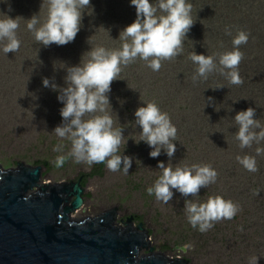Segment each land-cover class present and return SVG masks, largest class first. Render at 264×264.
<instances>
[{"label": "rangeland", "instance_id": "obj_1", "mask_svg": "<svg viewBox=\"0 0 264 264\" xmlns=\"http://www.w3.org/2000/svg\"><path fill=\"white\" fill-rule=\"evenodd\" d=\"M21 1L28 9H35L34 4L31 5L28 0ZM96 2L97 0L91 2L95 10H97ZM235 2L236 0H217L213 3V14L205 11V17L211 19L215 17L214 15H217L226 18V20L227 17H231L232 20L242 25L244 18L249 13ZM16 4L19 5L18 0H8L7 3H5V0H0V13L2 16L3 14L10 15L9 5L13 10V6ZM27 4L29 5L27 6ZM16 10L18 9L16 8ZM109 16L107 18L112 19V15ZM95 19L99 21L100 18L95 17ZM21 20L22 18H19V21ZM250 23L254 22L250 19L248 24ZM26 24L27 22L23 21L21 31L17 33V37L21 42L17 52L5 54L2 51L3 46L0 45V165L4 169L16 168L18 163L34 167L41 166L43 168L41 184L76 181L81 174L91 173L96 163L91 166L86 163H76L72 157L67 155L71 149L70 142L61 140L53 132L54 128L62 123L60 109L63 104L57 99L58 92L51 90V88H45L42 84L43 78H49L50 81L54 78L57 85L66 86L64 83L66 71L62 67L64 62L58 61L56 58L58 56L52 55L54 52L50 46L39 45L32 33L27 30ZM87 25H92V22L89 20ZM118 26L119 24L116 23L113 27H109L106 36L114 34ZM252 27L256 30V33L259 32L256 25ZM234 34L231 33V37ZM249 38L250 35H248ZM217 40V38H201L199 42L202 44L214 43ZM250 42L248 40L243 46L249 49ZM250 51L252 54L248 53V56L244 57L243 64H239L237 69L238 72L243 74V79L245 77L257 79L261 75L264 76V61L261 60L264 57V41L258 49ZM85 52L80 54L81 57ZM87 58V55H85L83 60H87ZM179 61L180 70L186 72V74V66L196 71L197 65L186 64L185 56L181 57ZM64 64L73 63L65 62ZM172 64V62L164 63L159 71H153L147 67L145 73L141 72L140 68L135 67V75L137 76L133 87H136L137 84L148 87L156 80L158 75L163 77L165 83H170L176 74L178 83L175 90L165 87L166 91L161 95L162 102L168 104L167 106L164 103L161 104V112H165L169 116L172 115L171 122L177 128V136L174 141L177 150L174 156L169 161V157L162 150L159 157L151 158L149 152L152 149L143 141L138 144L135 142L140 139L139 132L142 131L138 125H135L134 113L136 107L121 103L115 104L117 102L116 92H114V95L109 93L113 111L111 113L109 109V113L114 120V128L123 127L125 141L121 143L117 154L131 157L132 166L129 173L125 174L122 169L112 172L105 165L100 175L90 178L85 187L84 206L81 211L73 215L74 219L80 221L94 218L106 211L117 209L116 218L119 224H122L123 221L126 222L130 217H134L135 226L139 223L143 224L144 229L150 235V243L155 253H161L169 258L181 257L186 259L188 264H252L253 257H258L257 264H264V235H261L263 219L259 218L258 215L256 218H252L253 223L247 225V227L240 226L239 222L233 224L235 230L238 228L239 231L233 233L234 228L231 229L230 238L228 236L224 239L221 234L217 237L216 233H211L210 237H202L198 228L194 229L187 220L184 210L185 197L173 190V199L165 204L163 201L157 200L154 194L149 195L147 192V188L153 186L161 174V170L157 167L159 161H163L165 166L168 165L172 168L193 164L202 165L210 161V165L215 168L214 159L216 160L217 153L225 155L227 149L235 148L233 139H220L219 142L223 152L218 151L216 153L209 145L212 142L202 138V134L211 130L215 123L212 116H219L217 114L219 108L213 109L208 97H212L214 100L216 94L220 95L223 92L226 95L230 91H232L233 96L238 89L250 87L254 80L245 86L231 87V85L227 86L222 83V80H226V78L221 76L219 71H214L212 78L215 85H205L203 80L202 82L188 83L187 78H182L177 67L172 69ZM248 66H252V68ZM127 70L131 72V69ZM257 70L259 74L257 73V76L254 77L252 74ZM256 83L260 86L261 84L264 85V81L261 80H257ZM218 85L224 87L214 90ZM123 87L127 88L126 86ZM127 94H132V92L123 93L122 97ZM249 102L250 99H246L243 104L247 107ZM250 105H253V101L250 102ZM225 109L221 108L220 115L225 113ZM203 119H206V121ZM207 119L211 124L207 122ZM226 122L227 119L223 118L217 130L223 131L222 134L225 136H230L232 127L227 125ZM206 138L217 140L213 135ZM61 144L63 145L61 151H53L54 147ZM252 152L254 151L250 148L245 153L251 154ZM236 154L225 158L229 167L232 168V172L233 169L238 170L233 165ZM58 156L65 157L63 164L59 166L55 163ZM259 159L264 161V155H260ZM44 161H47L49 166L44 165L42 163ZM224 164L226 163L224 162ZM226 180L222 176L221 181L226 183ZM215 186L213 184L209 189L210 193L213 194L211 197H216L219 194L216 190L218 187ZM222 187L225 190L224 185ZM201 196L199 192L198 196L194 198L199 199L201 203ZM232 202L239 209L237 211L239 221L243 220L241 217L243 212L253 207L252 202L247 198L234 196ZM220 223L215 222L211 229L214 228L217 231V226H220ZM258 230L260 232L257 239L252 244L248 234ZM244 238L247 240L245 241ZM181 247L186 249L185 252L177 249ZM148 253L149 250L142 249L140 256H145Z\"/></svg>", "mask_w": 264, "mask_h": 264}, {"label": "clouds", "instance_id": "obj_2", "mask_svg": "<svg viewBox=\"0 0 264 264\" xmlns=\"http://www.w3.org/2000/svg\"><path fill=\"white\" fill-rule=\"evenodd\" d=\"M131 5L135 7L136 19L120 31L122 45L119 49L91 47L82 55L78 65L67 66L62 63L66 71L64 87L57 85L54 78L52 81L49 78L42 80L45 88L59 93L57 99L63 104L60 109L62 123L53 132L61 140L70 142L71 149L67 155L76 163L89 166L106 162L108 170L116 172L122 169L125 174L129 173L132 158L117 154L121 143L125 141L123 127L114 128V120L109 113V109L113 113L108 95L111 84L119 79L123 67L137 59L144 61L153 71H159L162 61L181 55L184 40L195 23L191 17L193 6L187 0H131ZM44 7L47 8L44 17L40 16L39 11L30 19H25L27 30L44 47L73 42L81 30L82 14L86 9H91L90 0H42L40 9ZM8 10L12 11L10 5ZM3 16L0 18V45L5 54L15 53L21 43L17 37L20 27L17 18L21 17L13 19L7 14ZM226 34L231 33L226 30ZM247 41L248 34L238 32L232 41L234 50L219 54L218 64L212 56L191 53L189 58L198 66L193 81L198 78L207 79L209 73L219 71L229 83L242 84L243 80L237 71L243 58L239 46ZM85 55L87 60H83ZM222 87L218 85L214 90ZM208 100L211 102L213 98L208 97ZM134 116L135 125L142 129L139 132L140 139L135 142H145L152 149L149 152L151 158L159 157L163 150L170 161L177 150L174 143L177 128L168 114L161 112L154 102H149L146 106L138 107ZM255 116L256 109L253 107L236 113L234 121L238 130L234 138L241 150L257 145L255 154L260 156L264 155V147L259 146L264 142V125ZM62 148V144L57 145L53 151L58 152ZM64 160V156H58L55 163L59 166ZM236 160L249 172L259 170L255 156L238 155ZM157 167L161 174L153 186L147 188L148 194H154L157 200L167 204L173 199V190L180 193L186 198L184 210L194 229L198 228L204 233L215 222L230 220L236 215L237 206L220 196L209 197L204 203L187 199L189 196H198L201 188H207L215 182L218 174L210 165L193 164L172 168L159 161ZM257 262L258 257H253L252 264Z\"/></svg>", "mask_w": 264, "mask_h": 264}, {"label": "trees", "instance_id": "obj_3", "mask_svg": "<svg viewBox=\"0 0 264 264\" xmlns=\"http://www.w3.org/2000/svg\"><path fill=\"white\" fill-rule=\"evenodd\" d=\"M31 5L32 3L35 6V9H28L25 4L22 3L21 0H18L19 5H14L13 10L10 11V17L15 19L17 17H21L22 20L19 21V29L18 31H21L22 22L26 21L25 19H30L34 14H38L40 11V16L44 17L47 12V8H41L40 6L42 4V0H28ZM93 0H90V6L91 9H86L84 11L83 19H82V25L81 30L75 37L73 42L68 43L67 45L63 46H57L55 44H52L51 50H53V56L56 57L58 61L65 62H72L73 64H68L67 66H75L78 65L81 61V53L87 52L90 50L91 47H104L106 49H119L122 45V41L119 39L120 31L123 30L127 25L134 22L136 19V10L135 7L131 5V0H97V10L94 9L93 3H91ZM217 0H187L188 3L192 4V11H191V17L193 21H195L194 26L191 28L190 32L187 34V37L184 40L183 43V52L178 57H175L171 60H165L162 61V65L164 63H173L172 69H175L177 67L179 70V60L181 57H186V64L192 63L194 64L190 57V54L195 52L196 54H203L205 56H212L214 58V61L218 64L219 54L224 52L233 51V39L238 34V32L243 31L244 33L250 35V38L248 39L250 42L249 49L255 50L258 49L261 45V43L264 41V0H236V4L239 6H242L249 15L244 18L243 24L239 25L235 20H232L231 17L221 18L217 15H214V18L207 19L205 17V11L209 14H213V3ZM150 2H154V0H150ZM29 4H27L28 6ZM18 10H16V8ZM241 8V9H243ZM200 9V10H199ZM243 9V10H244ZM244 10V11H245ZM251 13V14H250ZM1 14V13H0ZM109 15H112L109 20ZM203 15V17H201ZM95 17L100 18L99 21L95 19ZM122 17V19H121ZM0 18H4V16H0ZM102 18V19H101ZM252 20L254 23L248 24V20ZM92 22V25H87L88 21ZM247 20V21H246ZM84 21H87L86 23ZM27 22V21H26ZM116 23L119 24L117 27L116 32L112 34L111 36H106V33L109 30V27H113ZM246 24V26H244ZM256 25L257 30L260 32L256 33V30L252 27ZM244 26V27H243ZM226 30L230 31L231 33H235L232 37L231 34H226ZM235 30V32H234ZM263 32V33H262ZM250 33V34H249ZM262 33V34H261ZM258 34V36H257ZM255 37V39H254ZM90 38V39H89ZM201 38H217L218 40L214 43H200L199 40ZM89 40V43H88ZM253 47V48H252ZM248 48L244 47L243 44L240 45L239 51L243 53V58L240 62V64H243L244 57L248 56L249 54H252L251 51ZM73 59V60H72ZM264 61V57L261 59ZM62 65V64H61ZM246 65V64H244ZM247 66V65H246ZM64 67V66H62ZM135 67H138L141 69V72L147 71V65L144 61L137 59L134 63L129 64L126 67L122 68V71L119 75V79L115 80L111 84V94L114 95V92H116L117 96L115 98L117 99L116 103H121L123 105L128 106H135L137 109L141 106H146L149 102H154L160 110H162V105L164 102L161 99V95L166 91L164 89L165 87H170L171 89L175 90V86L178 83L176 79V74L173 76L172 81L170 83H165L162 76H156V80L149 84L148 87H146L143 84H137L136 87H133L135 85V78L137 75H135ZM162 67V66H161ZM187 67V74L186 72L180 70L181 76L183 79L187 78L188 83L194 82L192 77L196 73V71L192 70L189 66ZM198 67V66H197ZM251 67L252 66H248ZM60 68V66H59ZM127 69H131V72H128ZM189 71V73H188ZM213 73V72H212ZM212 73H209L207 76V79L204 78H198L197 82L204 81L205 85H215L212 78ZM241 79L243 80V83L240 85H234L229 83V81L222 80V83H224L227 86L235 87V86H245L250 81H252V84L250 87L246 89H238L236 93L232 96V91L227 93L222 92V94L218 95L216 94V99L211 101V106L213 109L219 108L217 111V114L219 116H212V119L214 120V125L211 130L208 132L202 134V138L211 141L212 143H209L210 147L213 148V151L216 153L221 150V143L219 142L220 139H233L235 144V151L234 149L230 148L227 149V152L225 155H222V153H217L216 160L215 161V168L214 166L210 165V161L208 163H204L202 165H210L216 172H217V178L214 183H211L207 188H201V203H204L207 201V198L212 196V192L210 193L209 189L214 184L216 190L219 192L217 196H220L224 198L225 200H233L234 196L238 198H247L249 201L252 202L253 207L243 212L242 214V221H239V213H237L232 219H223L218 221L217 223H220V226H217V231L213 228L210 230V232H204L201 233L202 237H210L211 233H216L217 237L221 236L226 239L228 236L230 238V231L234 228L233 233H238L239 229L236 228L233 224H237L236 222H239V225L243 227H247V225L253 223L252 218H256L257 215L259 218L263 219V225H262V233L261 235H264V161L262 159H259V156H256L255 154V148L257 145H253L251 149H253L254 152L251 154H246L247 149L241 150L238 146V141L234 138V133L238 130V126L235 124L234 117L237 112L241 110H246L248 107H253L256 109V116L254 118L258 119L262 125H264V85L261 86L256 83L257 80L264 81V76L261 75L260 77L256 78H248L245 77L243 79V74L241 72H238ZM257 73L259 74V71H254L252 75L254 77L257 76ZM223 76V75H221ZM195 81V82H196ZM123 86H126L125 89ZM230 87V88H231ZM164 89V90H163ZM132 92V94H127L126 96L122 97L123 93ZM120 94V95H118ZM210 94V93H209ZM109 95V94H108ZM211 96V94H210ZM114 99V97H112ZM255 98V99H253ZM246 99H250V102L253 101V105L247 104L248 106L243 104V101ZM259 101V102H258ZM218 103V104H217ZM258 103V104H257ZM166 106L167 103H164ZM219 105V106H218ZM221 108H226L225 113H221ZM134 109V110H135ZM187 109V108H186ZM165 113V112H163ZM169 116V114H168ZM170 119H173V116H169ZM206 118V116H204ZM223 118L227 119L226 124L231 126V134L230 136L223 135V131H218L217 127L219 126L221 120ZM206 121V119H203ZM217 121V123H216ZM207 122L211 124V122ZM215 136L217 140L206 138L210 136ZM260 147H264V142L259 145ZM236 154V157L244 156V155H251L255 156L257 168L259 169L256 172H249L245 168H243L242 165L238 163V161L234 160V167H236L238 170H234L232 172V168L229 167V164L226 161V157L228 156H234ZM209 155V154H208ZM226 163L223 165V163ZM44 165L49 166L47 161L42 162ZM106 165V162L103 163H96L95 168L92 170L89 174H81L79 178L83 177L82 184L84 188L86 187L88 180L92 177H96L97 175H100ZM229 168L227 171L224 169ZM222 176L226 178V183H223L221 181ZM232 178V181H231ZM218 180V181H217ZM225 187V190L223 189V186ZM222 187V189H221ZM256 192H259V195H256ZM188 199H193L192 202L200 203L199 199H195L194 197L189 196ZM239 211V209H238ZM228 232V233H227ZM260 230L251 232L248 234V238L252 244L257 239V235L259 234ZM245 241L247 240L244 238ZM186 242V241H185Z\"/></svg>", "mask_w": 264, "mask_h": 264}, {"label": "water", "instance_id": "obj_4", "mask_svg": "<svg viewBox=\"0 0 264 264\" xmlns=\"http://www.w3.org/2000/svg\"><path fill=\"white\" fill-rule=\"evenodd\" d=\"M42 170L0 165V264H188L155 253L143 224H119L117 209L74 219L84 206L83 177L41 184ZM142 249L149 253L140 256Z\"/></svg>", "mask_w": 264, "mask_h": 264}]
</instances>
